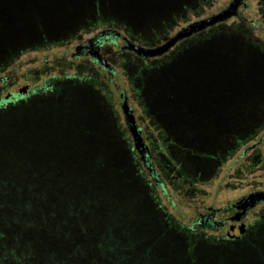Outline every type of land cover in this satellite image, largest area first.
<instances>
[{"label":"rangeland","instance_id":"obj_1","mask_svg":"<svg viewBox=\"0 0 264 264\" xmlns=\"http://www.w3.org/2000/svg\"><path fill=\"white\" fill-rule=\"evenodd\" d=\"M234 1L0 0V182L10 187L0 194L38 182L47 189L39 193L73 207L64 230L83 226L106 260L264 264V201L238 235L197 223L264 192V126L224 143L227 128L249 130L264 117V0H242L236 15L159 56L105 43L115 74L78 50L105 29L157 48ZM107 2L147 10L122 23ZM99 11L102 19L91 14ZM123 93L166 193L136 148Z\"/></svg>","mask_w":264,"mask_h":264},{"label":"trees","instance_id":"obj_2","mask_svg":"<svg viewBox=\"0 0 264 264\" xmlns=\"http://www.w3.org/2000/svg\"><path fill=\"white\" fill-rule=\"evenodd\" d=\"M107 4V9L110 14L114 16H123L122 18L127 19H122V23H127L130 17L131 20L143 19V17L139 18V15L147 10L144 9L146 5L141 4L139 14L133 15L137 12L118 10L115 5L108 2ZM72 12L73 9H71V13ZM91 14L99 19L103 18L100 11L98 13L91 12ZM85 19L89 22L93 21L90 15L86 16ZM38 25L39 27L37 29L40 32H38V34H44L45 31L49 30V27L45 26L40 20L38 21ZM91 41L94 49L97 48L101 56V48L105 43H111L117 46L120 41H124L126 43L125 48L131 49L130 42H132L128 36L117 29H105L90 39V44ZM88 48L90 47L88 46L83 50H79L78 48V50L86 54L91 52ZM92 59L96 63L108 69L110 68L111 73L115 74V70L111 69L103 56L100 59L92 55ZM124 98H126V94L123 93L122 99ZM167 110L169 111L171 109L167 107ZM248 126L249 124L244 125L242 129H235L232 131H229L227 128L224 134V140L225 137H227V139L224 143L226 144L228 142L234 145L239 140L236 141L235 138H240L243 136L241 134H244V132L249 134L252 130L263 127L264 117L261 123L254 124L252 128L246 130L245 128ZM139 127L142 134L143 127L140 125ZM139 152L142 155L145 165L151 169V176L159 181V184L164 189V193H166L167 186L161 181L160 174L152 167L148 145L145 143V147ZM143 155H146V157L143 158ZM1 185L2 182H0V192L10 189L7 184H3L5 185L4 187H1ZM12 188L18 189L19 192H14L13 194H0V264H122L120 261H111L106 260L104 257H99L103 253L102 247L90 246V235H88L83 226H80V230L75 231L70 229L67 233L64 230V226L72 221L71 214L74 210L73 207L71 205H65L66 208H64L62 204L56 202L51 194L46 195L39 193V191L44 188H41L38 182H35L33 185L28 183L18 184ZM229 205L231 204L227 206ZM218 210L220 211V209H212L214 213ZM57 215H62L64 217L62 220L66 221L63 222L65 224L56 219ZM80 221L81 220H79V222ZM60 223L62 225H60ZM197 223L202 224L200 218ZM81 232L87 235H83ZM79 237L82 239H77ZM160 237L161 236H159V238ZM161 259L167 261V256L161 254ZM161 264L165 263L161 260Z\"/></svg>","mask_w":264,"mask_h":264},{"label":"water","instance_id":"obj_3","mask_svg":"<svg viewBox=\"0 0 264 264\" xmlns=\"http://www.w3.org/2000/svg\"><path fill=\"white\" fill-rule=\"evenodd\" d=\"M241 3H242V0H235L229 7H227L226 9L221 11L220 13L215 14L211 17L202 19V20H198V21L190 24L188 27L184 28L175 37L170 39L167 43H165L162 46L149 49V48H145V47H142L140 45H137V44L130 42V48L137 51L139 54H141L145 57H153V56L162 55L163 53L167 52L169 49L174 47L180 40H182L186 37H190L199 31H202V30H204L210 26H213L217 23L226 21L227 19L233 17L234 15L237 14V10H238ZM91 43H92V41H91ZM123 108H124L126 116H127V121L131 127L133 134H134V138H135V142H136V148L139 151H142V149L145 147V143H144V140H143V137L141 134V129L137 125V121L135 119V116H134L132 110L129 107L127 98L123 99ZM249 200H252V201L264 200V192L255 193V194L245 198V200L243 202H246ZM238 204L239 203H236V205H238ZM233 230H234L235 234L238 235L240 232V226H238V225L233 226Z\"/></svg>","mask_w":264,"mask_h":264},{"label":"flooded vegetation","instance_id":"obj_4","mask_svg":"<svg viewBox=\"0 0 264 264\" xmlns=\"http://www.w3.org/2000/svg\"><path fill=\"white\" fill-rule=\"evenodd\" d=\"M92 44V43H91ZM90 48V53L92 55H94L95 57L98 58H102L101 54L99 53V51L96 49H94L93 44L89 46ZM79 50H83L86 49L87 47L80 45ZM81 53V52H80ZM146 155H143V158H145ZM257 193V192H255ZM252 193L251 195L255 194ZM249 195V196H251ZM249 196H245L242 199L236 201L234 204H231L229 206H227L225 208V215L223 217H221L220 219H217V215L220 212L219 210L214 213L212 211V209H210V212L208 214H202L200 216V221L204 226H209V227H220V228H226L227 225H230L231 227L238 225L240 226V222L243 219L244 216H246L250 210H252L253 208H255L257 205H259L261 202H263L264 200H249L246 202H243L245 200V198L249 197ZM236 203H239L238 205H236ZM254 204V205H253ZM253 205V206H252ZM235 209V212L231 215L230 213L232 212V210Z\"/></svg>","mask_w":264,"mask_h":264}]
</instances>
